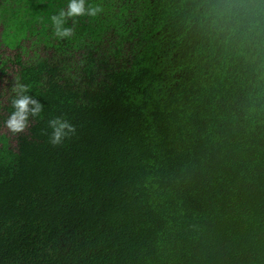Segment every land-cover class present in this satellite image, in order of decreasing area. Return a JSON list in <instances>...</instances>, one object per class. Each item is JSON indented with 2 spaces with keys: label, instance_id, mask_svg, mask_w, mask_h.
<instances>
[{
  "label": "trees",
  "instance_id": "trees-1",
  "mask_svg": "<svg viewBox=\"0 0 264 264\" xmlns=\"http://www.w3.org/2000/svg\"><path fill=\"white\" fill-rule=\"evenodd\" d=\"M92 2L60 40L68 0H0V264H264V0Z\"/></svg>",
  "mask_w": 264,
  "mask_h": 264
},
{
  "label": "clouds",
  "instance_id": "clouds-1",
  "mask_svg": "<svg viewBox=\"0 0 264 264\" xmlns=\"http://www.w3.org/2000/svg\"><path fill=\"white\" fill-rule=\"evenodd\" d=\"M104 12L101 3L92 0H68L66 9L60 10L51 16L53 35L60 40L70 39L74 34V25L80 18H96ZM71 21V25L69 24ZM11 108L7 119L4 121L6 127L12 134L23 133L30 124V118H38L42 115L44 106L33 96L29 95V87L17 83L13 88ZM48 126L51 129L49 143L60 145L72 133L74 126L63 117L49 119Z\"/></svg>",
  "mask_w": 264,
  "mask_h": 264
},
{
  "label": "rangeland",
  "instance_id": "rangeland-1",
  "mask_svg": "<svg viewBox=\"0 0 264 264\" xmlns=\"http://www.w3.org/2000/svg\"><path fill=\"white\" fill-rule=\"evenodd\" d=\"M3 13H4V9H0V14L3 15ZM25 31H26L25 27H21V25H17L16 22L14 25H12V23L10 24V22L8 24L5 22V27L3 26V30L0 37V51L6 48L7 46L10 47L11 49L16 48L18 44L25 39V34H26ZM6 53H8L9 56L10 54L13 55V53H9L8 51H6ZM11 72L12 70H10V73ZM3 132H10V131L7 128H4Z\"/></svg>",
  "mask_w": 264,
  "mask_h": 264
}]
</instances>
